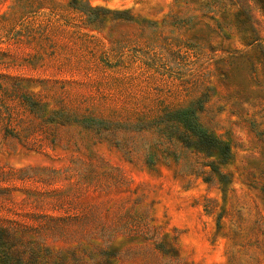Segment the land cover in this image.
<instances>
[{
    "label": "rangeland",
    "instance_id": "1",
    "mask_svg": "<svg viewBox=\"0 0 264 264\" xmlns=\"http://www.w3.org/2000/svg\"><path fill=\"white\" fill-rule=\"evenodd\" d=\"M71 1L0 0V223L94 264H264V0Z\"/></svg>",
    "mask_w": 264,
    "mask_h": 264
},
{
    "label": "trees",
    "instance_id": "2",
    "mask_svg": "<svg viewBox=\"0 0 264 264\" xmlns=\"http://www.w3.org/2000/svg\"><path fill=\"white\" fill-rule=\"evenodd\" d=\"M71 5L75 9L84 11L91 22L99 20V15L110 12L108 9L101 7L86 9L79 4L78 0H72ZM22 101L32 112L41 109V105L37 101L29 100L26 97H23ZM201 108L195 106L181 107L169 114V120L178 122L183 128V131L177 135V139L184 146L194 147L197 151L202 152L207 159L214 154L217 156L216 159H209L207 165L211 166L210 172L222 176L220 165L227 163L232 158V150L227 142L220 139L200 122L197 111ZM49 118L48 116L43 121ZM84 126L89 128L92 125L90 121H87ZM9 133L10 131L7 135ZM53 202L56 203L57 201ZM61 202L58 204H61ZM47 219L44 228H48L53 232L57 230L63 235L62 237L80 236L75 231V220L69 217L66 220L56 217H47ZM59 223L62 225H58ZM72 254L69 259L65 255H55L51 250L38 246L31 239L25 237L24 233H20L16 227L0 223V264H94L91 261H86L76 253ZM100 254L103 257L114 256L111 251L106 249H102Z\"/></svg>",
    "mask_w": 264,
    "mask_h": 264
}]
</instances>
